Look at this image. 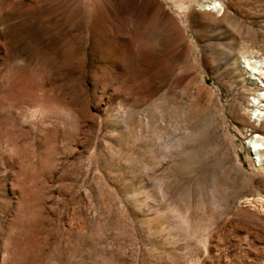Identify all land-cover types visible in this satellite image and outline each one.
I'll use <instances>...</instances> for the list:
<instances>
[{
	"label": "rangeland",
	"instance_id": "1",
	"mask_svg": "<svg viewBox=\"0 0 264 264\" xmlns=\"http://www.w3.org/2000/svg\"><path fill=\"white\" fill-rule=\"evenodd\" d=\"M254 59L264 0H0V264H264Z\"/></svg>",
	"mask_w": 264,
	"mask_h": 264
},
{
	"label": "bare ground",
	"instance_id": "2",
	"mask_svg": "<svg viewBox=\"0 0 264 264\" xmlns=\"http://www.w3.org/2000/svg\"><path fill=\"white\" fill-rule=\"evenodd\" d=\"M217 2L206 4V8L210 9L215 6ZM253 61V60H252ZM254 65L250 72L254 75V80L251 82V87L256 91L252 97L253 115L256 120L261 122V126H254V130L258 135H255L254 141H252V147L256 154V159L261 163L264 158V61L262 59H254ZM258 77V81L256 77ZM253 79V78H252ZM252 111V110H251Z\"/></svg>",
	"mask_w": 264,
	"mask_h": 264
}]
</instances>
